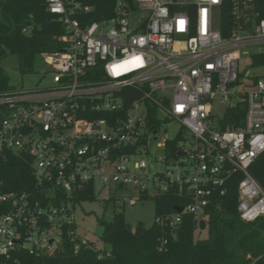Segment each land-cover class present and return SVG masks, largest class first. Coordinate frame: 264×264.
<instances>
[{
    "label": "built area",
    "instance_id": "built-area-1",
    "mask_svg": "<svg viewBox=\"0 0 264 264\" xmlns=\"http://www.w3.org/2000/svg\"><path fill=\"white\" fill-rule=\"evenodd\" d=\"M46 2L67 31L62 49L39 55L35 72L44 56L49 82L0 94V161L30 156L43 198L0 179V264H48L63 226L77 222L71 201L54 202L89 186L117 207L175 188L189 203L155 217L175 234L184 214L207 223L208 207L240 176L241 219L264 217V187L251 172L264 152V64L254 63L264 53V0H118L112 17L85 24L94 6ZM247 55L253 73L240 68ZM127 89L141 98L127 105ZM173 122L177 135L184 129L177 157L168 151L177 135L159 137ZM153 143L163 155L148 163ZM71 234L76 250L89 244Z\"/></svg>",
    "mask_w": 264,
    "mask_h": 264
},
{
    "label": "trees",
    "instance_id": "trees-1",
    "mask_svg": "<svg viewBox=\"0 0 264 264\" xmlns=\"http://www.w3.org/2000/svg\"><path fill=\"white\" fill-rule=\"evenodd\" d=\"M82 1L94 6V10L83 17V24L112 17L118 2ZM126 1L133 4V0ZM66 33L65 25L48 10L46 0H0V94L15 89L10 83L9 75L2 68L7 51L17 55L22 74H31L35 72L40 53L63 48L66 43L60 38ZM254 63L264 64V53L255 55ZM141 96L140 90L133 93L132 89H127V105ZM147 104L150 117L159 128L160 121L155 118L157 108L150 102ZM238 115L239 119H243V110ZM232 117L234 118V114L231 113L224 126L232 122ZM183 132L184 129L181 128L179 135L168 143V151L172 157L178 156V143ZM251 172L264 187V152L253 163ZM0 179L6 190L33 191L43 198L42 191L37 188L38 181L30 156L8 153L6 158H1ZM239 179L240 176L229 183L227 194L217 198L218 204L208 207L207 238L196 236L201 229L192 214L183 215V222L174 234L168 227L155 221L151 226L139 221L134 227L126 221L124 212L119 211L115 212L111 220L100 219L104 227L100 238L111 245L110 250L99 248L90 239L88 245H81L76 250L75 245L79 239L71 232L78 230V224L66 223L63 226L62 244L47 257V263L264 264V222H245L241 219L237 194ZM97 198L93 186H89L73 197L62 193L54 203L59 205L61 201H71L77 209L82 202L95 201ZM141 198L154 200L156 217L174 213L176 206H186L189 203L178 195L175 188L157 195L144 193ZM162 238L167 242L163 243Z\"/></svg>",
    "mask_w": 264,
    "mask_h": 264
},
{
    "label": "rangeland",
    "instance_id": "rangeland-1",
    "mask_svg": "<svg viewBox=\"0 0 264 264\" xmlns=\"http://www.w3.org/2000/svg\"><path fill=\"white\" fill-rule=\"evenodd\" d=\"M264 47V46H263ZM254 51L259 47H253ZM41 61L37 66V71L31 74H22L19 69L18 57L7 51L5 58L2 61V68L7 72L10 77V83L15 89L41 87L49 82V79L41 75V67L45 58L40 57ZM251 55L245 56L240 61L241 70L247 71V73H253V67L251 66ZM180 128L178 122L169 124L166 129H161L159 137L168 135L174 138ZM189 146V143H186ZM150 156L147 155L144 158L150 163L152 157L155 155H163V150L158 148L156 143H153L150 147ZM143 157V156H142ZM123 211L126 221L132 226H136L139 221H143L147 226H151L155 221V202L152 198L146 200H139L135 206L126 205L123 207H116V199L110 196L107 192L102 191L97 200L85 201L77 206L76 220L78 224V231L84 237L94 241L99 248L104 250H110L111 245L101 240L100 236L103 232V225L100 219L111 220L114 217L115 212ZM264 222V217L258 219V223ZM209 235L208 229L197 231L196 236L199 238H207Z\"/></svg>",
    "mask_w": 264,
    "mask_h": 264
},
{
    "label": "water",
    "instance_id": "water-1",
    "mask_svg": "<svg viewBox=\"0 0 264 264\" xmlns=\"http://www.w3.org/2000/svg\"><path fill=\"white\" fill-rule=\"evenodd\" d=\"M181 154H182V153H181ZM175 210H176L177 212H182L183 207H182V206H176V207H175ZM199 226H200V229H201V230L206 229V228H207V223H206V221H205V220H201L200 223H199Z\"/></svg>",
    "mask_w": 264,
    "mask_h": 264
},
{
    "label": "snow or ice",
    "instance_id": "snow-or-ice-1",
    "mask_svg": "<svg viewBox=\"0 0 264 264\" xmlns=\"http://www.w3.org/2000/svg\"><path fill=\"white\" fill-rule=\"evenodd\" d=\"M182 23V22H181Z\"/></svg>",
    "mask_w": 264,
    "mask_h": 264
}]
</instances>
